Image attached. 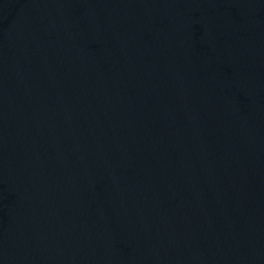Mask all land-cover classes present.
Returning a JSON list of instances; mask_svg holds the SVG:
<instances>
[{
    "label": "water",
    "instance_id": "water-1",
    "mask_svg": "<svg viewBox=\"0 0 264 264\" xmlns=\"http://www.w3.org/2000/svg\"><path fill=\"white\" fill-rule=\"evenodd\" d=\"M0 264H264V0H0Z\"/></svg>",
    "mask_w": 264,
    "mask_h": 264
}]
</instances>
